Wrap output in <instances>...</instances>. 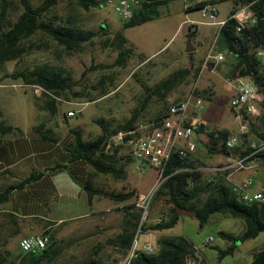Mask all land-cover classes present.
<instances>
[{"label":"rangeland","instance_id":"obj_1","mask_svg":"<svg viewBox=\"0 0 264 264\" xmlns=\"http://www.w3.org/2000/svg\"><path fill=\"white\" fill-rule=\"evenodd\" d=\"M195 1L172 0L160 6L159 16L135 26L125 27L123 18L111 6L101 5L84 9L76 0H61L48 16L57 15L61 20H67L69 17L75 26L97 31L98 34L90 41L84 42L76 51L69 52L52 38L37 32L32 39L42 41L45 47H35L20 59L1 63L0 77L23 69L33 74L37 64L47 63L64 68L70 74L68 81L71 87L58 96L52 95L54 97L52 104L48 102L50 97L43 95L41 86L36 85V88L27 86L22 79L5 76L0 81V122L4 120L6 124L22 126L31 137H37L39 134L32 125L35 122L46 121L51 123L52 131L57 135L63 136L69 128H83L86 136L92 138L98 135V131H102L97 121L99 118L104 119V124L111 128L125 122L136 110L140 112L139 120L152 119L166 111L165 106L172 101L184 99L196 85L205 98L204 108L198 113L199 116H203L208 121L210 118L220 126L238 130L241 123L236 119V111L228 103L232 86L227 82V74L237 62V57L226 50V58L216 63L215 72L207 70L211 65L206 63L205 59L201 60L200 56L212 48H218L219 26L200 22L197 37L183 33L185 19L204 20L200 8L189 10L185 8L187 4ZM34 2L38 3L40 0ZM236 5L235 0H219L217 20L226 19L230 10ZM22 10L19 0L8 1L9 16L16 18ZM102 26L106 30H103ZM118 33L124 34L129 40L127 45L134 49L127 63L122 66L86 71L93 63L110 64L116 60L118 51L104 42L108 36L114 38ZM196 38L201 41L200 45L193 44ZM190 45L195 48V53L192 55L187 51ZM216 49L215 51L218 52ZM187 67L191 68L188 76L181 78L169 90L154 93L159 83L179 69ZM198 67L201 71L196 75ZM208 73L214 75L216 91L211 99L207 98L209 92H206L209 85L206 79ZM247 79L252 80L250 77ZM201 84L208 85L202 88ZM162 93L166 95H161ZM147 96L149 100L143 109ZM70 109L75 111L72 116L67 114ZM260 110L259 127L249 129L246 135H241L243 141L247 140L244 142L245 147L249 145L250 140L259 139L256 132H264V107L261 105ZM205 133L196 131L194 134V139L198 143L194 153L196 165L205 167L227 163L229 160L222 150L213 154L208 152L206 144L208 136ZM256 162L258 165L250 163L248 168L234 171L230 178L227 177L229 171H226L215 175V179L220 177L227 182H242L251 178L254 186L264 183V157L257 158ZM212 173V170L204 168L200 182L208 181ZM105 176L108 177V182H113L112 176L108 174ZM157 176L155 168L149 166L145 172H139L129 164L127 180L135 187L136 195L123 202L103 198L102 210L99 213H90L93 210L91 211L88 202L82 197L67 208L64 205L69 196H61L63 204L57 214H52L53 220L65 221L56 225L58 248L61 253L54 261L45 264H86L92 256L111 264H120L132 248L124 251L118 245L112 244L110 239L115 238L126 225V209L139 210L142 214L138 225L134 228L135 251L138 249L136 247L144 244H151L157 251L158 240L162 236H183L195 247L192 264H217L219 253L216 247L226 248L230 244V241L219 235V231L225 230L239 235L246 229L244 219L215 213L207 223L201 224L195 216L181 214L178 223L172 228L161 231L143 230L141 225L149 226L160 221L171 205L166 195L159 198H155V195L146 214L137 205L139 194L147 192L155 185ZM125 181L118 179L117 183L123 185ZM87 212L89 214H86ZM210 237L214 239L207 243L206 240ZM263 246L264 232L256 238L238 242L235 254L225 256L223 261L247 264L254 252ZM18 253V248L13 247L11 240L0 248V255L15 256ZM185 264H191L190 258Z\"/></svg>","mask_w":264,"mask_h":264},{"label":"trees","instance_id":"obj_2","mask_svg":"<svg viewBox=\"0 0 264 264\" xmlns=\"http://www.w3.org/2000/svg\"><path fill=\"white\" fill-rule=\"evenodd\" d=\"M8 1H0V64L12 60L20 59L25 54L32 51L35 47L42 48L46 45L42 41H35L32 36L37 32H42L44 35L55 40L59 45L64 46L69 52L76 51L84 42L90 41L98 32L77 27L72 24L71 18L61 20V17L48 16V13L61 0H40L36 3L34 0H19L23 10L16 17L9 16ZM171 0H145L141 6L135 10L134 16L130 20L124 21L125 27L135 26L159 16L160 6L167 4ZM252 1V0H245ZM76 2L84 9L90 7L101 6V1L98 0H76ZM206 1L197 3L194 8H200ZM252 7L256 13V23L246 26L241 32H237V20L233 16L236 13V7L231 11V15L222 25L218 32L219 46L227 52L235 54L237 62L234 66V73H239L241 76L250 77L258 86L262 94L261 107H264V65L262 58L258 55L257 49L264 48V0H255ZM106 30L105 27H101ZM192 35V31L188 34ZM128 38L118 33L114 38L110 36L105 39V44L112 45L118 51L116 60L113 63L91 64L86 71L94 69H106L113 66H122L127 63L128 58L133 53V47L127 45ZM192 54V53H190ZM51 66V67H50ZM84 71L83 74L86 73ZM201 71V68L196 69V75ZM191 73V68L179 69L162 83L157 85V91L161 93L163 90H169L181 78L188 76ZM5 76H10L14 79H22L25 84L38 85L43 89V95L49 103L54 104L52 95H60L63 91L71 87L69 72L55 65L37 64L33 74L25 69L17 70ZM4 76V77H5ZM3 77L0 78V81ZM207 92V91H206ZM200 94L201 92L198 91ZM161 95H166L165 93ZM147 96L142 108L144 109L148 103ZM209 98V94L207 95ZM181 99L175 100L179 101ZM166 111L161 112L154 118L164 116L169 104L165 106ZM140 112L136 110L125 122L118 124L116 127H109L104 124V119L99 118L97 121L102 127V133L95 138L85 139L82 130L73 128V132L77 134V140L74 146L70 149L72 160L84 159L88 164L94 167L97 171L106 174H113L116 177L123 176L125 162L120 159L106 155L103 151V145L107 137L118 129L127 128L134 122L139 120ZM206 125H202L197 131H204ZM250 129H253V124H250ZM15 128L5 123L0 122V137ZM208 139L206 144L210 154L216 153L218 150L227 151L226 140L231 136L229 129H208L206 131ZM257 139H252L249 145L245 147L244 141L239 136V143L233 149H229L234 155L241 157L248 155L255 148L251 142L256 140L258 143L264 142V132H256ZM43 137L56 141V137H52L43 133ZM1 140V138H0ZM264 157V151L257 153L253 158ZM194 156L182 157L178 152L171 154L170 161L164 171V180L160 185L155 198L166 195L167 200L171 203L167 217L149 226L141 225L143 230H164L174 227L181 214L178 213L177 207H187L195 211V217L201 224L209 221L210 217L215 213L228 214L244 219L246 229L239 235L220 230L219 235L228 241L230 244L226 248L216 247L218 250V260L223 259L227 255H234L238 242H244L251 238H256L260 233L264 232V204L248 203L240 199L239 195L233 190V184L227 182L223 178L218 177L213 181H205L201 183L200 179L202 171L196 170ZM121 164L120 167L117 165ZM49 167V169H55ZM45 174L44 171H33L30 175L23 178L11 188H22L31 182L40 179ZM196 182L193 186H189L190 178ZM86 189L90 197L99 194L103 195L104 190L94 188L92 185H87ZM9 190L0 192V202H5L9 198ZM137 191H118L113 193V198L117 201H126L136 195ZM128 208V205H127ZM127 220L123 230L118 233L115 238L110 239L112 244L118 245L124 251L132 248L135 241V227L141 219L139 210L126 209ZM58 238L56 234L50 233L49 243L42 252L31 251L24 253L20 251L15 256L0 255V264H45L50 263L60 255L61 251L58 248ZM158 251L148 252L138 250L132 257L131 264H185L187 260L193 262L195 257V247L183 236H162L158 240ZM56 246V248H55ZM9 253V251L7 252ZM86 264H111L101 258L90 257ZM248 264H264V246L255 251L253 258Z\"/></svg>","mask_w":264,"mask_h":264},{"label":"crops","instance_id":"obj_3","mask_svg":"<svg viewBox=\"0 0 264 264\" xmlns=\"http://www.w3.org/2000/svg\"><path fill=\"white\" fill-rule=\"evenodd\" d=\"M202 1L206 0H196L193 3L187 4L185 8L188 10L192 9L197 3H200ZM214 1L217 3L218 6L219 0ZM235 2H237V5L230 10L229 16L231 15V11L235 7L236 12H238L248 3V1L239 0H235ZM229 16L226 19L219 21H226ZM124 21L125 20H123V22ZM191 21L197 20L190 18L185 19L183 21V25L187 24L191 27L190 30L186 33V35L189 36L188 34L192 31L191 36L197 37L199 25H197L196 28H193L191 26ZM180 26L178 28H180ZM218 26L219 32L222 26L219 24ZM193 44L200 45L201 41L196 38L193 40ZM216 50L218 52L226 51L220 46H218ZM261 50L264 51V48L259 47L257 49V53L259 54ZM208 52L209 50L204 53V55L200 56L201 60L206 59V55ZM190 53H195L194 47ZM262 60L264 62L263 57ZM216 63L217 62L211 61V66L207 70L215 72ZM235 64L233 65L232 70H230L227 74V82L232 86L231 93L228 99V103L230 106L231 99L235 92L234 82L238 77H243L239 73L233 72ZM4 76L5 75L1 77ZM203 78L204 76L202 77L201 81L203 80ZM244 78L247 79V77ZM206 79L209 83V85L207 84L208 86L206 85V91L209 92V99H211L216 94L214 88V75L208 73L206 74ZM25 85L36 88V85ZM201 86L202 88H206V86H203L202 84ZM36 91L38 93L37 89ZM38 95L41 96L39 93ZM70 111L73 110H68L67 114ZM259 115L258 117L249 118V123L253 124V129L259 127ZM197 118L202 119L204 121L206 125L204 131L208 129H229L231 131V136L235 134L240 135V126L238 130L231 129L226 126H220L217 122L213 121L212 119L209 118L208 121L203 116H199L198 113L192 111L191 119L195 120ZM242 122H244L243 119L240 123L242 124ZM7 124L13 126L15 130L0 137V192L10 189L9 198L5 202H0V248L4 247L8 240H11L13 247L18 248L20 252L21 249L19 247V240L22 237L42 234H49L50 236V233L56 234V225L60 223L62 224L65 221L60 222L57 220H53L52 214L58 213L60 206L63 204V202L61 201V196L63 195L69 196V198L67 199L68 201H66V205H64L67 208H70L76 203V200L78 198L82 197L88 202L91 211L93 210L90 213H99L102 210L103 198L115 201V199L113 198L114 192L129 191L133 189L135 190V187H133L131 183H129L127 180L128 166L129 164H131L129 162H125V166H121V164H118V167H123V176L116 177L113 174L109 173L108 175L112 176L113 182H108V177L105 176L107 175L106 173H101L97 171L84 159L72 160L70 149L74 146L77 140V134L73 132V128H69L63 136H60L52 131L50 122H35L32 126L36 129V131H38L39 134L37 137H31L28 136L27 131H25L22 126L15 125L13 123ZM78 129L82 130V134L85 139H91L90 137L86 136L83 128ZM204 131L200 132L205 133ZM43 133L52 137H56L57 140H48L43 137ZM101 133L102 131H98V135ZM223 152L226 155V158L228 159L231 152ZM56 165L60 166H57L55 169H49V167H55ZM35 170L44 171L45 174L40 179L29 183L25 187L11 188L14 184L18 183ZM118 179H125L126 181L123 185H119L117 183ZM235 182L238 181H230V183L232 184H234ZM89 184L92 185V187L94 188L103 189L104 194H96L90 197L88 190L86 189V186ZM263 185L264 183L255 186L253 185L252 190L258 189ZM168 211L163 214V218L167 217ZM86 214L89 213L87 212ZM252 258L248 261V263L251 262ZM230 263L231 262H224L223 259L217 261V264Z\"/></svg>","mask_w":264,"mask_h":264},{"label":"built area","instance_id":"obj_4","mask_svg":"<svg viewBox=\"0 0 264 264\" xmlns=\"http://www.w3.org/2000/svg\"><path fill=\"white\" fill-rule=\"evenodd\" d=\"M102 5L113 7L120 14L123 20H130L135 10L141 6L145 0H98ZM147 1V0H146ZM245 1V0H239ZM255 0L249 1L240 11L233 16L238 24L237 32H241L246 26L256 23L257 16L252 7ZM204 20L191 21V26L196 28L200 22L207 24L223 25L226 21H218L217 16L219 8L214 0H206L200 7ZM264 59V51L258 54ZM226 58L225 52H216L211 49L206 55V63L211 61L219 62ZM235 92L231 99V106L236 111V119L244 122L240 125L239 134L247 133L250 129L249 118L260 114V105L262 94L258 86L249 79L238 77L234 82ZM204 97L198 93L195 85L190 93L179 101H172L169 104L167 113L160 118L149 120H137L127 128L118 129L110 134L104 142L103 151L106 155L120 159L123 162H129L134 169L139 172H145L147 168L154 167L157 170V183L147 192L139 194L137 205L148 212L150 202L156 195L164 178V171L170 161L171 154L178 152L182 157H192L197 150L198 143L194 139L195 132L205 125L202 119H191L192 111L199 113L204 108ZM193 109V110H192ZM70 111L68 114L73 115ZM239 143V135L235 134L226 140V148L233 149ZM254 149L246 156H239L230 153L228 162L221 165H212L195 167L196 170H212L208 181L215 180V175L229 171L227 177L230 178L234 171L249 167L250 163H256L257 158H253L257 153L264 151V142L258 143L256 140L251 142ZM196 181L191 177L189 186H193ZM254 181L246 179L242 182H235L233 190L239 195L240 199L248 203L264 204V185L258 189L252 190ZM163 217L161 218V220ZM214 238L206 240L210 243ZM49 243V234L24 236L19 240V247L22 252L31 251L42 252ZM138 250L154 252L155 248L151 244H144L136 247ZM135 245L129 255L120 264H131L132 257L136 254ZM232 264V263H230Z\"/></svg>","mask_w":264,"mask_h":264},{"label":"water","instance_id":"obj_5","mask_svg":"<svg viewBox=\"0 0 264 264\" xmlns=\"http://www.w3.org/2000/svg\"><path fill=\"white\" fill-rule=\"evenodd\" d=\"M190 26L189 25H184V28H183V33L186 34L189 30H190ZM191 44V43H190ZM193 50V47L190 45L188 46L187 48V51L188 52H191ZM177 210H178V213L179 214H187L189 216H194L195 215V211L192 210V209H189L187 207H177Z\"/></svg>","mask_w":264,"mask_h":264}]
</instances>
